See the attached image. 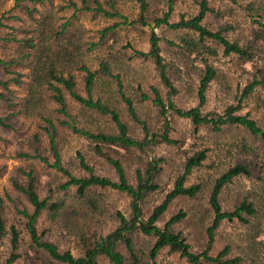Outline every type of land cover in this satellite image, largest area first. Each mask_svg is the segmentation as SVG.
<instances>
[{
    "label": "rangeland",
    "instance_id": "374dc122",
    "mask_svg": "<svg viewBox=\"0 0 264 264\" xmlns=\"http://www.w3.org/2000/svg\"><path fill=\"white\" fill-rule=\"evenodd\" d=\"M0 0V60L9 61L20 55L18 44L9 38H24L34 35L37 27L35 20L51 18L58 27L73 15L72 10L59 11L62 0H54L53 4L32 3L29 0ZM151 1L150 25H123L111 32L102 42L99 31L113 25L115 22L91 14H82L79 19L72 21L70 35L79 34L83 42L98 43L99 46L89 53H85L82 61L93 71L99 72L94 86L93 96L115 110L127 126L132 137L143 139V128L135 122L129 112L127 103L123 100L118 82L100 72L101 64L106 63L114 75H118L123 84L122 91L132 100L138 116L150 128L153 134H163L165 118L161 116V109L155 104L153 89L159 90L167 102L171 100L178 108L192 109L199 106V83L204 69L200 59L184 51L180 41V34L163 26L156 28L154 17H163L168 11V0ZM199 0H175L172 22H178L182 15L196 16L199 12ZM250 1V0H249ZM260 20L264 25V0ZM242 0L234 3L231 0H209L213 9L204 21L211 30L229 25L228 37L231 40L245 42L254 39L253 28L263 30L259 24H252ZM117 6L128 16L130 22L138 19L139 5L137 0H118ZM27 8H35L38 12L29 17ZM20 17L16 20V17ZM34 19V20H33ZM32 32L24 34L22 31ZM155 32L160 38L161 55L167 65L166 76L175 92L168 87L160 74L153 58L143 57L137 52L149 53L150 39ZM174 43V45L169 44ZM212 45L216 48L217 45ZM255 56V65L264 71V40H259ZM219 54L210 59L217 69V77L211 83L206 94V103L201 107L204 114L223 115L226 108L240 105L237 114H251L259 126L264 128V93L253 94L241 104L243 90L252 78L254 64H239L236 56H225L222 49ZM21 74V84L12 85L14 91L12 102L16 110L21 113L12 118L16 132L0 128V136L9 142L0 141V204L7 223V233L0 241V264H5L12 253L10 229L15 226L21 232L19 249L16 251L22 258L14 264H30L29 253L32 254L33 243L25 228L26 218L19 210L33 213L34 208L25 193L16 189L15 181L24 186L27 177L20 168H33L38 175L37 192L41 199L47 197L52 201H65L66 207L62 215L52 219L48 210L40 216L37 229L44 241L55 244L61 251H71L76 257L83 254V240L79 234L88 232L91 241L106 236L114 231L118 225V214L130 217L131 199L124 193L112 189H96L95 195L100 202L99 211L91 210L81 204L76 198V189H64L68 177L52 165L55 163L54 153L50 148L49 131L52 130L47 119H51L58 128L57 147L62 165L73 175L84 177L87 172L80 165L79 154L85 157L86 163L94 168L100 176L117 180L115 169L108 163L106 156L113 158L125 157V167L131 182L135 183V170L143 162H154L163 159L162 168L156 185L159 189L150 193L144 201L143 210L146 218L154 208L159 206L167 194L174 188L176 180L184 174V167L189 157L196 152L207 150V160L203 167L195 169L188 177L187 186L201 184L202 191L197 197L181 196L169 206L167 212L158 222L160 228L175 215L181 212L185 217L173 225V231L181 234L191 246L192 252L201 254L209 247L208 228L214 220V212L210 205V196L215 181L229 168L236 164L249 167L250 177H239L232 184L227 185L221 195L223 210L232 211L244 199L252 202L257 214L251 218L249 224L224 222L216 232L214 243L209 247V254L217 256L225 248H230V258H241V264H264V143L254 137L244 128L225 127L221 132H215L211 127L197 128L191 120L179 118L169 110L167 116L171 125L170 136L178 140L180 145L173 146L166 143L150 145L142 155L132 151H125L116 147L105 148V156L97 153L96 144L72 129L62 126L60 120L65 119L57 112L59 106L46 90L39 91L33 99L30 95L32 88L31 71L25 67H14ZM77 80V91L86 94L84 89V75L81 71H72ZM0 77L10 78L0 66ZM4 90L0 87V92ZM68 108L73 119L80 128L92 132H113L115 125L111 115H102L96 111L84 108L65 94ZM2 107L0 106V112ZM246 148V149H244ZM19 153H28L34 158L18 157ZM40 155L48 160L43 162L36 156ZM142 158V159H140ZM90 241V242H91ZM154 237L137 233L134 235V250L138 256L137 264H190L179 253H172L168 248L163 249L156 258L151 257V250L155 244ZM119 251L131 258L124 245ZM40 264H52L50 256L44 253ZM128 263V262H127ZM58 264V263H54ZM100 264H111L101 258ZM128 264H132L130 261ZM211 264V263H206Z\"/></svg>",
    "mask_w": 264,
    "mask_h": 264
},
{
    "label": "trees",
    "instance_id": "16d2710c",
    "mask_svg": "<svg viewBox=\"0 0 264 264\" xmlns=\"http://www.w3.org/2000/svg\"><path fill=\"white\" fill-rule=\"evenodd\" d=\"M24 0L18 1L19 3ZM32 3L43 4L48 2L53 4L54 0H29ZM64 3L60 4L59 11L72 10L73 15L67 19L63 24L56 27L51 18L42 20H35L37 27L34 29V35L24 38H9L18 44V52L20 55L12 60H0V66L3 68L6 75L12 77H0V87L4 90L0 92V128L12 132H16V126L12 123V118H16L21 112L16 110V105L12 102L13 90L12 85H20L21 74H18L13 69L14 67H25L31 71L32 88L30 95L33 99L41 90H46L51 94L52 99L58 104L57 112L64 116L65 119L60 120L62 126L68 127L74 133L83 136L87 140L96 144L97 153L105 156V148L116 147L125 151H132L138 154L144 153L150 145L158 143H166L168 145H180L178 140L170 136L171 125L167 116L169 110L173 111L179 118L189 119L197 127H211L215 132H221L225 127H239L244 128L254 137L259 138L264 143V128L259 126L258 122L252 118L251 114H237L240 110V105L237 107L231 106L226 108L223 115L204 114L201 107L206 103V94L211 83L217 77V69L213 67L210 59L218 56L219 48L223 50L225 56H236L239 64H254V72L251 80L246 84L240 104L256 93H264V71L257 68L255 65V56L259 48V40H264V29L253 28L254 39L240 42L239 40H231L228 37L233 26H222L217 30L209 29L204 21L208 14L213 11L209 5V0H199V12L196 16L186 17L182 15L178 22H172V14L174 10L175 0H168V11L164 13L163 17H154V25L156 28L163 26L180 34V41L184 51L189 55H194L196 59H200L204 65L199 83V106L192 109L178 108L171 100L165 102L159 90L153 89L155 104L161 109V116L165 118V130L163 134H153L149 126L141 120L134 107L132 100L127 98L122 91L123 84L118 75H114L110 66L106 63L101 64L100 72L106 76H110L118 82L119 91L123 100L127 103L129 112L135 122L140 124L143 128L145 137L137 139L132 137L127 126L121 120L120 115L109 106L104 104L101 100H97L93 96L94 86L97 81L99 72H93L83 61L82 57L85 53L93 51L99 46L98 43L83 42L79 34L70 35V27L72 21L79 19L82 14H91L92 17L97 18L103 16L115 23L111 26L99 31L100 39L103 42L106 37L123 25L148 26V18L151 17V1L137 0L139 5L138 19L130 22L126 16L117 6L118 0H62ZM238 3L240 0H231ZM248 16L251 18L252 24H259L264 27L261 19V3L257 0H242ZM38 12L35 8H27L29 17L33 18L34 13ZM19 20L20 17H16ZM34 20V19H33ZM2 24H0L1 26ZM24 34H31L29 31H22ZM213 44H216L215 48ZM174 45V43L169 42ZM149 53L137 52L143 57L153 58L160 71L164 83L175 92V88L170 84L166 76L167 65L164 63V58L161 55L160 38L153 32L150 39ZM72 71H81L84 75V89L86 94H81L77 91V80L72 74ZM69 94L73 100L78 102L86 109L96 111L102 115H111L115 125L113 132H92L80 128L68 108L67 98L65 94ZM264 101V100H263ZM52 130H50V148L54 153L55 163L54 168L63 172L68 181L63 186L64 189H76V198L81 204H85L91 210L99 211L100 202L95 195V190L112 189L120 193L126 194L130 199L131 215L126 217L122 213L118 214V227L106 236H101L99 239L91 241L88 232H81L80 238L83 240V254L76 257L71 251H61L55 244L44 241L37 229V224L40 216L44 211L48 210L52 219H57L62 215L63 210L67 206L65 201L55 202L47 197L41 199L37 192L38 175L31 167L27 170L20 168V171L27 177V184L22 186L15 181L16 189L25 193L28 196L31 205L34 208L33 213L27 210H19V213L26 218L25 228L29 234L33 246H31L32 254L29 253L30 264H40L43 261L44 253L50 256L52 264H100L101 258H105L111 264H137L138 256L134 250V235L137 233L145 236L154 237L155 244L151 250V257L156 258L159 253L168 248L172 253L181 254L190 264H241V258H230V248H225L217 256L209 254V247L214 243L216 232L220 226L228 222H240L242 224H249L251 218L257 214L254 204L248 199H244L232 211L223 210L221 204V195L224 188L232 184L235 179L239 177H250L252 172L245 164H236L229 168L215 181L210 196V205L214 212V220L212 225L208 228L209 247L201 253L196 254L192 252L191 246L186 242L181 234L173 231V225L181 221L185 217V213L181 212L173 216L165 225L160 228L158 222L162 216L167 212L171 203L178 197L186 196L190 198L197 197L202 191V185L196 184L187 186L186 182L192 172L203 167L207 160V150L196 152L189 157L184 167V174L180 176L174 185V188L169 192L165 200L146 218L143 204L147 196L159 189L156 185V179L161 171L160 164L163 159L154 162H143L142 166L135 170V183L131 182L127 169L125 167V157L113 158L106 156L108 163L115 169L117 180H112L106 176H100L95 173L94 168L90 167L85 160V157L79 154L80 165L83 170L87 172L84 177H77L70 173L63 165L57 147L58 128L51 119H47ZM0 141L9 142L0 136ZM246 149V148H244ZM21 158H34L28 153H19ZM43 162L48 163V160L40 155L36 156ZM142 159V158H140ZM0 167V175L3 171ZM7 233V223L3 214V208L0 204V241ZM12 253L5 264H14L22 258L16 251L19 249L21 232L17 227L13 226L10 229ZM91 241V242H90ZM124 245L130 253V259L127 261L126 257L119 251L120 246ZM43 256V257H42ZM128 262V263H127Z\"/></svg>",
    "mask_w": 264,
    "mask_h": 264
}]
</instances>
